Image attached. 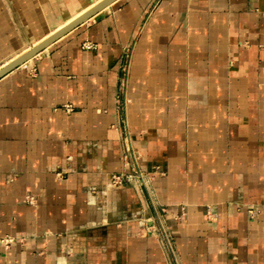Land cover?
<instances>
[{
  "label": "crops",
  "instance_id": "1",
  "mask_svg": "<svg viewBox=\"0 0 264 264\" xmlns=\"http://www.w3.org/2000/svg\"><path fill=\"white\" fill-rule=\"evenodd\" d=\"M94 1L0 0V66ZM0 264H264V0H116L0 78Z\"/></svg>",
  "mask_w": 264,
  "mask_h": 264
},
{
  "label": "built area",
  "instance_id": "2",
  "mask_svg": "<svg viewBox=\"0 0 264 264\" xmlns=\"http://www.w3.org/2000/svg\"><path fill=\"white\" fill-rule=\"evenodd\" d=\"M125 53L127 54V50L125 51ZM120 68L127 71L126 72L127 74L126 76H122L120 79V85H119V90H118V95H117L118 103L121 102V96L125 92V89H126L129 62L127 65H124L123 62H121ZM125 157L128 160L130 171L125 172V173L113 174L111 177L112 184L114 186H121L127 182H132L136 180L146 186L149 181V176L147 175L146 172H144L141 169L139 165V156L133 146V142L130 137H128L125 140ZM249 212L252 214L254 211L250 210ZM156 231H157L159 238L164 243V245L167 247V249L168 248L172 249L173 239H172V236L170 235L171 231L168 225L163 221V219H159Z\"/></svg>",
  "mask_w": 264,
  "mask_h": 264
},
{
  "label": "water",
  "instance_id": "3",
  "mask_svg": "<svg viewBox=\"0 0 264 264\" xmlns=\"http://www.w3.org/2000/svg\"><path fill=\"white\" fill-rule=\"evenodd\" d=\"M115 0H103L102 2L98 3L96 6L88 10L85 14H83L81 17L67 25L66 27L62 28L55 34L51 35L47 39L43 40L38 45L34 46L30 51L19 57L18 59L11 62L9 65L5 66L0 70V78L14 70L15 68L23 65L24 63L28 62L30 59L35 57L37 54H39L41 51L46 49L48 46H50L53 42L70 32L72 29L76 28L80 24L87 21L89 18L93 17L96 13L104 9L105 7L109 6L111 3H113Z\"/></svg>",
  "mask_w": 264,
  "mask_h": 264
},
{
  "label": "bare ground",
  "instance_id": "4",
  "mask_svg": "<svg viewBox=\"0 0 264 264\" xmlns=\"http://www.w3.org/2000/svg\"><path fill=\"white\" fill-rule=\"evenodd\" d=\"M103 0H97L96 2L94 1L92 3V5H89V7L86 9H84L83 11H79L76 15H74L72 18L65 20V23L58 26L56 29H54V31L52 33H49V35L45 38H43L41 41H39L38 43L29 46V48H27L26 50H24L22 53L16 55L15 57L11 58L10 60H8L6 63H2V65L0 66V70L2 68H4L5 66L9 65L11 62H13L14 60L18 59L19 57H21L22 55H24L25 53H27L28 51H30L34 46L38 45L39 43H41L43 40L47 39L48 37H50L51 35L55 34L56 32H58L59 30H61L62 28L66 27L67 25H69L70 23H72L73 21H75L76 19H78L79 17H81L83 14H85L88 10H90L91 8H93L94 6H96L98 3L102 2ZM116 1V0H115ZM114 1V2H115ZM112 4V3H111ZM110 4V5H111ZM109 5V6H110ZM108 7V6H107ZM106 8V7H105ZM103 10V9H102ZM99 13V12H98ZM96 15V14H95ZM73 30V29H72ZM71 30V31H72ZM69 33V32H68Z\"/></svg>",
  "mask_w": 264,
  "mask_h": 264
},
{
  "label": "rangeland",
  "instance_id": "5",
  "mask_svg": "<svg viewBox=\"0 0 264 264\" xmlns=\"http://www.w3.org/2000/svg\"><path fill=\"white\" fill-rule=\"evenodd\" d=\"M130 54H131V49H127V54L124 52V56H123V58H122V62H123V64L124 65H127L128 64V62H129V60H130ZM122 71H121V73H122V75H121V77L122 76H126V72L127 71H125L124 69H121ZM171 236H172V239H173V244H174V242H175V240H174V237H173V235H172V233L170 234ZM174 246V245H173ZM167 248V247H166ZM174 250V247L171 249V248H168L167 249V251L168 252H170V254H173V251Z\"/></svg>",
  "mask_w": 264,
  "mask_h": 264
}]
</instances>
